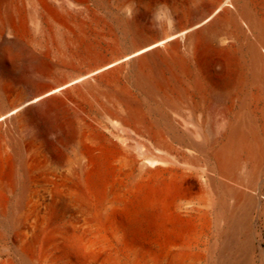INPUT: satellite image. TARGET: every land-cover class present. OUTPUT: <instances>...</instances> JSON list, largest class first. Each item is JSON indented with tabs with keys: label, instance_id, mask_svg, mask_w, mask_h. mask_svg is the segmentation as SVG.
<instances>
[{
	"label": "bare ground",
	"instance_id": "1",
	"mask_svg": "<svg viewBox=\"0 0 264 264\" xmlns=\"http://www.w3.org/2000/svg\"><path fill=\"white\" fill-rule=\"evenodd\" d=\"M263 184L264 0H0V264H264Z\"/></svg>",
	"mask_w": 264,
	"mask_h": 264
},
{
	"label": "clouds",
	"instance_id": "2",
	"mask_svg": "<svg viewBox=\"0 0 264 264\" xmlns=\"http://www.w3.org/2000/svg\"><path fill=\"white\" fill-rule=\"evenodd\" d=\"M135 4L133 2V4H130L129 6L126 7L125 11L127 12V15L130 19H133L134 14H135ZM159 11H160V7L158 6L156 12L153 14V19H156L159 15Z\"/></svg>",
	"mask_w": 264,
	"mask_h": 264
},
{
	"label": "rangeland",
	"instance_id": "3",
	"mask_svg": "<svg viewBox=\"0 0 264 264\" xmlns=\"http://www.w3.org/2000/svg\"><path fill=\"white\" fill-rule=\"evenodd\" d=\"M263 190H264V184H263ZM262 228L264 231V215L259 219V222L257 224V229Z\"/></svg>",
	"mask_w": 264,
	"mask_h": 264
}]
</instances>
